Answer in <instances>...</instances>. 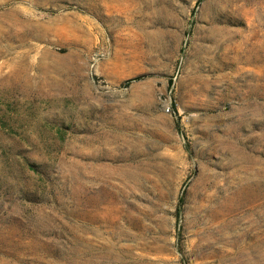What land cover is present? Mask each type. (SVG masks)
Returning a JSON list of instances; mask_svg holds the SVG:
<instances>
[{"label":"rangeland","instance_id":"obj_1","mask_svg":"<svg viewBox=\"0 0 264 264\" xmlns=\"http://www.w3.org/2000/svg\"><path fill=\"white\" fill-rule=\"evenodd\" d=\"M0 264H264V0H0Z\"/></svg>","mask_w":264,"mask_h":264}]
</instances>
